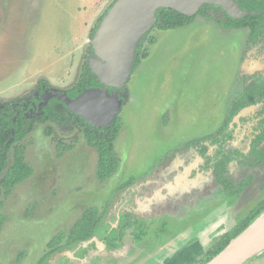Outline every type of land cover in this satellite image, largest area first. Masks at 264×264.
<instances>
[{
    "label": "rangeland",
    "instance_id": "rangeland-1",
    "mask_svg": "<svg viewBox=\"0 0 264 264\" xmlns=\"http://www.w3.org/2000/svg\"><path fill=\"white\" fill-rule=\"evenodd\" d=\"M114 1L0 0V104L32 97L44 81L52 90L69 91L87 60L92 30ZM246 34L202 16L181 28L150 32L148 56L123 89L122 128L114 144L119 166L102 183L95 175L96 153L76 126L35 121L21 141L33 174L3 198L0 264H37L48 240L67 232L89 207L99 209L103 225L115 226L121 212L132 213L148 235L140 242L127 235L115 250L88 248L91 242L83 257L65 251L52 264H195L245 218L264 199L263 167L246 175L245 167L231 164L234 182L250 176L262 182L231 199L212 172L196 174L202 164L196 149L175 150L211 135L226 119L241 90L240 73L250 64L241 61L249 49L243 55ZM180 168L194 170L193 178L187 181L185 174L178 183ZM245 264H264V252Z\"/></svg>",
    "mask_w": 264,
    "mask_h": 264
},
{
    "label": "trees",
    "instance_id": "trees-1",
    "mask_svg": "<svg viewBox=\"0 0 264 264\" xmlns=\"http://www.w3.org/2000/svg\"><path fill=\"white\" fill-rule=\"evenodd\" d=\"M236 2L242 9L255 13L261 11L262 14L259 16L249 15L243 19H231L225 14H223V18L220 19H215V17L212 18L210 16L206 17L225 30L246 29L248 31L246 38L247 43L264 41V0H236ZM205 9L206 6L199 11L198 15L205 16ZM211 9L217 10L219 8L211 6ZM157 13V20L154 28L161 31L181 28L189 24L192 20V18L186 17L171 9H160ZM102 18L103 16L100 17V21ZM95 29L96 27L92 30L91 37ZM150 32L151 31L144 35L138 45L135 66L148 56V46L154 42L153 38L149 36ZM88 53H92L90 45L88 46ZM39 84L40 86L48 85L45 81L40 82ZM91 87H101V85L95 79V76H93L89 69L88 63L85 61L78 82L67 91L66 94L69 98H74L85 89ZM21 101L22 100H20V102ZM262 101H264V85L259 84L258 81L253 82L248 86H244L242 92L234 98L231 104L230 115L233 116L238 111V113H240L245 107ZM124 103L125 101L123 99V104ZM56 104L61 105L67 113L58 110ZM41 110V115H36L37 120L40 122L51 121L68 124L71 123V120H73L74 117H77L73 113H70L63 103L55 99H51ZM25 112L26 110H24L16 100L0 106V231L4 224V216L1 212L3 208V198L10 195L16 185L22 183L33 174V169L25 161V146L21 144V141L24 140L33 129L35 122L31 118H26L24 116ZM68 117H70V119H68ZM77 118L79 131L83 140L89 147L93 148L96 153L95 175L98 182L102 183L115 174L119 166L120 160L115 151L114 144L122 128V120L117 116L108 127L94 128V126L85 123L79 117ZM262 124H264V119L262 120ZM47 129L50 130L48 126ZM11 137L14 139L8 143ZM204 139L210 138L204 137L202 140ZM211 139H213L214 143L217 142L214 136H212ZM263 139L264 129L257 140L263 141ZM197 142H193L192 144H196ZM200 154L203 155L204 151L200 150ZM253 155L256 163L264 167V146L258 150H254ZM218 156L220 159L217 160L214 165L216 182L221 184L224 189H227L225 191H228L231 195H237L242 189L241 186L232 189V187H229L230 182L227 179L226 165L230 158L228 155L224 154L222 150L218 151ZM131 182L132 180L121 184V186L118 187L117 192L128 187ZM263 211L264 199L260 201L245 218L241 219L232 228L219 235L195 264H206L209 262L227 246L231 239L239 235ZM101 217L102 213H100L98 208H85L81 216L73 223L67 232H58L48 240L46 251L37 264H52L51 262L55 260L54 258L65 251H71L72 253L78 250L83 251L82 243L90 240L95 235H99V237H97L98 240H103L108 250H115L119 248L120 240H122L126 231L131 227L132 231H130V233L135 241H139L141 239V234H144V232L137 227L138 221L132 220L129 214L122 216L119 226L116 229H113L110 234H103V229H101L103 226V220ZM99 244L101 245L102 243Z\"/></svg>",
    "mask_w": 264,
    "mask_h": 264
},
{
    "label": "water",
    "instance_id": "water-1",
    "mask_svg": "<svg viewBox=\"0 0 264 264\" xmlns=\"http://www.w3.org/2000/svg\"><path fill=\"white\" fill-rule=\"evenodd\" d=\"M205 4L219 6L233 19L255 15L243 10L235 0H115L90 39L92 53L87 63L101 87L85 89L74 98H69L66 92L46 90L39 112L42 105L54 98L94 128L108 127L119 116L123 103L120 92L130 79L139 43L156 23L158 10L171 9L192 17ZM254 107L243 109L236 117ZM93 241L98 249L103 246L94 236L83 242L82 247ZM263 252L264 211L206 264H245Z\"/></svg>",
    "mask_w": 264,
    "mask_h": 264
},
{
    "label": "flooded vegetation",
    "instance_id": "flooded-vegetation-1",
    "mask_svg": "<svg viewBox=\"0 0 264 264\" xmlns=\"http://www.w3.org/2000/svg\"><path fill=\"white\" fill-rule=\"evenodd\" d=\"M205 6H206V9L204 10L205 16L204 15H198L199 11ZM211 6H213V5H208V4L203 5L195 15H193L192 17H189V18H192L190 23L194 20V18H196V16H202L205 18H207L206 16H210L212 18L215 17V19L223 18L222 17L223 14L228 16L219 6L214 5L215 7L219 8L217 10L211 9ZM243 10H245V9H243ZM248 12H251V11H248ZM253 13L255 15H252V16H259L262 14L261 11H257L256 13L255 12H253ZM257 13H259V14H257ZM229 18H231V17H229ZM231 19H233V18H231ZM239 19H243V18H239ZM209 20H211V19H209ZM212 22H214V21H212ZM154 29L155 28L153 26L150 31H152ZM243 30H245L248 34V31L246 29H243ZM247 34L245 36V41H244L245 47H244L243 55L245 54V49H248V48L249 49L245 55L244 60H241V61L243 63L248 61L250 64H249V67H244L245 69H243V72L240 73V78H239L240 82L239 83L241 84V90H240L239 94L242 92V89L244 86H248L253 82L258 81L259 84L264 85V82H262V80L260 79L261 78L260 76H261L262 70H263V63L261 61H264V41L247 43L246 42ZM87 56H88L87 57V60H88L90 54H88ZM87 60H86V62H87ZM140 63H141V61H140ZM140 63L136 66L134 64L132 72H134L135 69H137V67L140 66ZM50 89H51V87L49 84L47 86H45V85L40 86L39 85L38 89L35 91V93L33 94L32 97H29L28 99H22L21 102L17 101L20 104V106H22L23 109L26 110V112L24 113V116L26 118H29V119L31 118L34 122L38 121L37 116L41 115V113H42V110L39 112V109H38L39 104L42 102V95L44 94V92L46 90H50ZM123 92H124V94H123ZM238 95H236V96H238ZM124 96H125V91L122 90L120 92V98L121 99L123 98L124 101L126 102V100H125L126 98ZM234 98H233V100H234ZM50 100H48L47 103ZM232 101L230 102V106L228 109V114L226 116V119L223 121L221 127L219 129H217V131H215L211 135H206V136H203L201 138H198V139H195L192 141H188L184 145H181L177 150H175V151H178L179 149H187V148H191V147L196 149L197 153L199 154V156H196V158L198 161L202 162L201 169L198 168V172L196 174L198 175V173H201L202 172L201 170L212 172L213 175H211V176L206 174V173L205 174L207 175V177L210 176L213 179V182H215V184L219 186L218 188L220 190H222L223 193H225V195L228 196V198H231V199L236 198V197L240 196L241 194L244 195L245 193L250 192L252 190V187H254L256 184L259 187L262 184V182L256 181V177L253 178L252 176L247 177L238 183L236 180L234 182V180L231 178L232 176H231V171H230V165L233 164V167H234V165H235L234 162H237L238 164L242 165L243 167H245L244 168L245 170H248L246 172V175H248L251 172L252 167H263V166L258 165L256 163V160L254 159L253 152H254V150H258L264 146V139H263V141L257 140L258 137L260 136V134L262 133L263 129H264V124H262V120L264 119V101L254 103L252 105L247 106V107H250V106H256V107H254L251 111H248L245 115H241L239 117H236V115L240 114V113H238L239 111L233 116L230 115L231 107H232V105H231ZM47 103L45 105H47ZM6 104H0V106L6 105ZM45 105H42L41 109ZM122 105H124V104L122 103ZM247 107H245V108H247ZM56 108L60 111H63L64 113H67L64 111V108L59 104H56ZM77 117H74V119L71 120V123H68V124H72L79 129ZM68 119H70V117H68ZM47 122H51V121H47ZM212 136H214V138L217 140L216 143H214L213 139H211ZM204 137L210 138V139L202 140ZM243 141H244V143H242ZM193 142H197V143L192 144ZM235 143H236V145H235ZM230 144H232V146H233L232 150L228 148ZM242 144H245L244 147H242ZM200 150L204 151L203 155L200 154ZM219 150H222L224 152V154L228 155V157L230 158L227 162V165H226L227 179L230 182L229 187H232V189L239 188V186H241L242 189L237 195L236 194L231 195L230 193H228V191H225L227 189H224L221 184H218L216 182V172H215L214 165L217 162V160L220 159V157L218 156ZM174 152L168 153V155L163 158L164 159L163 161L168 160L169 157L171 155H173ZM163 161H162V163H163ZM199 167H200V165H199ZM152 170H151V172H152ZM188 170L189 169L183 170V168H182L180 170V177L179 178L181 179L182 176L185 174H186V180L187 181L190 180L191 178H193L192 172L194 170H192L191 173ZM187 172H188V174H187ZM201 175L203 176V173H201ZM172 177H173V175H170V178H172ZM173 179L174 178H172V180ZM181 182H182V179L178 183H181ZM132 183L133 182H131V184ZM131 184H129L128 187ZM128 187H125L120 192H117V189H118V187H117L116 193L120 194L121 192H124ZM261 188L263 191L259 190V193L264 192V186L261 185ZM147 189H149V188H147ZM150 190H153V189H150ZM233 191H235V190H233ZM141 196L142 195H140L139 197H141ZM143 196H145V195H143ZM125 214H129V216L131 217L132 220L138 221L137 227L139 228V230L143 231L144 234H141V239L139 241H135L132 237V234L130 233V231H132V227H131L130 228L131 230L130 229L127 230L125 235L123 236L122 240H120L121 242H119L120 243L119 247L127 235L131 236L134 242H140L148 235V230L140 219L135 218L134 215H132V213H124V212H121L117 216V218H116L117 221H115V224H116L115 226H114V224L109 223V224L103 225L101 227V229H103V234H110L113 229H116L119 226V223H120L122 216ZM102 241L99 240L100 243L105 245V242L104 241L102 242ZM90 247L96 248L95 242H93L92 246L91 245L88 246V248H90ZM105 248L107 249L106 245H105ZM83 249H84L83 251H80V250L75 251L74 255L83 257L84 253L87 252V249H85V248H83Z\"/></svg>",
    "mask_w": 264,
    "mask_h": 264
}]
</instances>
